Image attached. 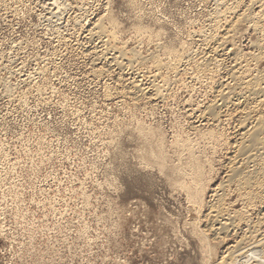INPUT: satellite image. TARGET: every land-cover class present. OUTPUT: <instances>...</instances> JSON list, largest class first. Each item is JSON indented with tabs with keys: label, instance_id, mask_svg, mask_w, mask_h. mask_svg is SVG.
<instances>
[{
	"label": "rangeland",
	"instance_id": "374dc122",
	"mask_svg": "<svg viewBox=\"0 0 264 264\" xmlns=\"http://www.w3.org/2000/svg\"><path fill=\"white\" fill-rule=\"evenodd\" d=\"M241 2L138 0L132 5L130 0H0V264H95L94 256L100 264H109L94 245H107L113 227L121 221L128 224L124 209L136 203L151 213L150 217L141 215L137 223L143 222L146 229L151 225L163 243L155 251L151 246L138 249L126 260L114 255L111 264L122 260L123 264L264 263L260 246H264V200L249 205L244 192H238V181H231V169L238 161L236 147L243 131L251 127L242 126L240 91L234 90L220 119L202 118L217 92L230 83L236 63L246 65L245 82L264 77V27L257 29L251 20L238 23L247 9ZM254 13L257 16L259 10ZM105 18V28L117 36L114 42L107 36L92 38L94 26ZM139 27L144 35L138 33ZM225 37L228 45L219 56L213 55L216 63L198 70L209 52L218 48L215 40ZM108 38L113 49L125 51L121 66L97 59L99 49L109 45ZM167 49L185 57L178 73L168 68L173 58ZM155 62L164 65L162 70L154 67ZM135 84L142 85L136 89L145 93L151 90L142 94ZM158 84L165 92L157 96L153 86ZM53 113L60 121L59 129L48 119ZM66 129L74 134L62 135ZM207 131L217 133V140L201 138ZM179 141L194 143V153L178 147ZM159 150L165 154L167 167L149 159L151 152ZM117 153L125 155L123 170L104 163ZM192 156L206 164L204 170L211 179L205 202L197 210L200 235L191 222L195 207L174 182L180 179L174 168L188 172ZM129 157L135 178L127 171ZM181 179L185 186L191 183L187 176ZM223 188L227 190L221 192ZM220 197L229 216L248 214L246 221L228 232L219 223L210 225L209 205ZM253 246L258 253L259 248L263 250L259 253L262 262L253 255ZM120 247L123 250L127 245Z\"/></svg>",
	"mask_w": 264,
	"mask_h": 264
},
{
	"label": "bare ground",
	"instance_id": "6f19581e",
	"mask_svg": "<svg viewBox=\"0 0 264 264\" xmlns=\"http://www.w3.org/2000/svg\"><path fill=\"white\" fill-rule=\"evenodd\" d=\"M50 1V0H49ZM54 1V0H53ZM60 1V0H59ZM131 1V4L132 5H134V3H136V1H138V0H130ZM242 2V4L244 5L245 4V7H247V9L245 10V11H243V13L241 14V15H239V17H238V19H237V21H238V23L239 22H244V20H248V21H250L251 20V22L252 23H254V25H256V26H254V27H256L257 29H262V27H264V26H262V22H264V0H241ZM240 2V1H239ZM56 3V2H55ZM55 3H54V6H55ZM62 3V2H61ZM240 3V4H241ZM53 4V3H52ZM51 4V5H52ZM57 4H58V2H57ZM233 4H234V2H233ZM50 5V4H49ZM53 6V7H54ZM233 6V5H232ZM237 6V5H236ZM235 6V7H236ZM234 7V8H235ZM64 8V7H63ZM227 8V7H226ZM232 8V7H231ZM230 8V9H231ZM243 8V7H242ZM58 9V8H57ZM230 9H228V10H230ZM238 10V9H237ZM256 10H259V13H258V15L256 16L255 15V11ZM58 11H60V8H59V10ZM226 11V10H225ZM242 11V10H241ZM233 12V11H232ZM58 13V12H57ZM223 13H225V12H223ZM222 13V14H223ZM229 13V12H228ZM231 13V12H230ZM234 13H237V12H235L234 11ZM218 14H220V13H218ZM224 15H227L226 13L224 14ZM223 15V17H225ZM236 15V14H235ZM256 16V17H253V16ZM221 16V15H220ZM112 17V16H111ZM217 17H219V16H217ZM223 17H219L220 19L221 18H223ZM216 18V17H215ZM218 18V19H219ZM228 18V17H227ZM114 19V18H113ZM112 19V20H113ZM110 20V19H109ZM215 20V19H214ZM236 20V19H235ZM106 21V18L104 19V21L101 19L99 22H98V24L96 25V26H94L96 29L94 30V31H92V38L95 36V37H99V38H101V37H104V36H107V37H110L112 40H113V42L115 41V40H118V39H116V37H115V35L112 33L111 34V32L110 31H108L109 29H107V27L105 28V24H104V22ZM217 21V20H216ZM224 21H225V19H224ZM223 21V22H224ZM236 21V22H237ZM219 22V21H218ZM246 22V21H245ZM251 22H249V23H251ZM261 22V23H260ZM215 23H217V22H215ZM232 23V22H231ZM235 23V22H234ZM112 24L116 27L117 25L115 24V22L114 21H112ZM221 24V23H220ZM237 24V23H236ZM94 25V24H93ZM112 25V26H113ZM218 25V24H217ZM227 25H230V23H227ZM226 25V26H227ZM238 25V24H237ZM237 25H236V27H237ZM218 27V26H217ZM217 27L215 28V29H217ZM220 27V26H219ZM231 27V26H230ZM114 28V27H113ZM232 28V27H231ZM234 28V27H233ZM118 29V28H117ZM114 30H115V28H114ZM227 31V30H226ZM231 31V30H230ZM114 32V31H113ZM145 32V30L143 29V28H141V27H139V29H138V33H140L141 35L143 34ZM148 32V31H147ZM228 32V31H227ZM262 32H264V29H263V31ZM115 33V32H114ZM230 33H232V32H230ZM229 33V34H230ZM145 34V33H144ZM143 34V35H144ZM215 34V33H214ZM234 34V33H233ZM90 35V34H89ZM218 37H219V35H217ZM229 36H232V35H229ZM215 37H216V35H215ZM214 37V38H215ZM264 37V36H263ZM98 38V39H99ZM208 38H211L212 39V37H208ZM207 38V39H208ZM217 38V37H216ZM215 38V39H216ZM224 38V37H223ZM226 38V37H225ZM230 38V37H229ZM109 39V38H108ZM214 39V40H215ZM221 39V38H220ZM94 40V39H93ZM96 40V39H95ZM102 41H103V39H101ZM111 40V41H112ZM213 40V39H212ZM227 38L226 39H223V40H220V42H219V40H215L216 41V44H218V48L217 47H213L214 49H213V51L210 53L209 52V57H208V59H207V61H206V59H205V65H203L202 63L203 62H201V65L199 66V69L198 70H206L207 68H209L210 66L209 65H211V64H209V63H212V62H214V60H213V55H215V56H219L218 54L219 53H221V52H224V50L222 49V47L224 48L225 47V45H228V44H226L227 43ZM107 41V40H106ZM229 41V40H228ZM98 42V41H97ZM110 42V39L108 40V43ZM210 42V41H209ZM229 43V42H228ZM110 44L111 43H109V45L108 44H106L104 47H102V48H100L99 49V51L97 52V56H98V58L97 59H100V60H103V61H109V62H114V63H119V65H120V62H122L121 60L123 59V56H124V52L125 51H123V50H121V48H120V50H116V49H113L111 46H110ZM117 44V43H116ZM120 44V43H119ZM97 45H99V43L97 44ZM230 45V44H229ZM263 45V44H262ZM261 45V46H262ZM260 46V45H259ZM124 47V46H123ZM227 47V46H226ZM94 48H95V46H94ZM262 49H263V55H264V48L263 47H261ZM119 49V48H118ZM125 49H126V47H125ZM222 49V50H221ZM232 49V48H231ZM231 49H230V51H231ZM260 49V48H259ZM95 50V49H94ZM209 50V49H208ZM91 51L92 50H90V54H91ZM167 51H168V54H169V56H171L172 58H173V62H171V63H169L168 64V68L170 69V70H172V71H178V69H179V67L183 64V62H184V60H185V57L183 56L182 57V55L181 56H179V54H177V53H175L172 49H167ZM211 51V50H210ZM94 53V52H93ZM167 53V52H166ZM229 53V52H228ZM231 53V52H230ZM230 53H229V55H230ZM126 54V53H125ZM235 54V52L233 53V55ZM137 55V54H136ZM184 55V54H183ZM128 55H126V57H127ZM226 56V55H225ZM237 56H238V53H237ZM122 57V58H121ZM129 57V56H128ZM155 57H157V56H154V58ZM186 57H188V55L186 56ZM223 57V56H222ZM229 57V56H228ZM227 58V57H226ZM236 58V57H235ZM126 59V58H125ZM237 59V58H236ZM235 59V60H236ZM239 57H238V60L237 61H239ZM243 59V58H242ZM255 59V58H254ZM259 59V58H258ZM258 59H256V60H258ZM130 60V59H129ZM134 60V59H133ZM132 60V61H133ZM140 60H141V58H140ZM188 60V59H187ZM241 60V59H240ZM96 61V60H95ZM124 61V60H123ZM127 61V60H126ZM131 61V62H132ZM135 61H136V59H135ZM156 61V60H155ZM190 61V60H189ZM192 61V60H191ZM236 61V62H237ZM244 61V60H243ZM242 61V62H243ZM128 63H130V65L131 64H133V63H131L130 61H127ZM158 62V61H157ZM157 62H155L156 64H154V65H156V66H154L155 68H157L159 71L160 70H162V63H157ZM123 63V62H122ZM140 63V62H139ZM187 63V62H186ZM197 63V62H196ZM195 63V64H196ZM214 63H216V62H214ZM214 63H212V64H214ZM136 64H137V62H136ZM144 64V63H143ZM142 64V65H143ZM162 64V65H161ZM194 64V63H193ZM200 64V63H199ZM207 64H209L208 66H207ZM217 64H218V62H217ZM99 65V64H98ZM105 65H107V64H105ZM112 65V64H111ZM123 65L124 64H122V67H123ZM133 65H135V64H133ZM140 65V64H139ZM138 65V66H139ZM221 65V64H220ZM113 66V65H112ZM111 66V67H112ZM121 66V65H120ZM119 66V67H120ZM125 67H126V65H124ZM164 66V65H163ZM166 66V65H165ZM194 66V65H193ZM193 66H190V67H193ZM213 67H215L214 65H212ZM244 66H246V65H244ZM244 66H242V64H239V63H236V66H234V68L232 69V72H231V76H230V83H226V85H223V90H220V91H218L217 93V95L215 96V101L213 102V104L210 106V108H209V106H208V108H206L207 110L203 113V115H202V118H204V119H208V118H211L213 121H217L216 119H220V117H222V116H220L219 117V114L221 113V110H222V108L224 107V105H226V104H228V103H230L231 104V97L233 98V92H237V90H239L240 91V93L238 94V96H239V98H238V100L237 101H239L240 103L238 104L239 106H241V107H239V108H243V110H242V112H243V114H244V120H243V124H242V126L244 125L245 126V124H247L248 123V125L250 124V128L249 129H245V127H244V134L242 135V140L240 141L241 143L238 145V147H236V148H238V156L236 157L237 158V160L238 161H236V163H234V165L235 166H233L232 168L233 169H231L232 170V180L231 181H234V180H237L238 181V192H239V190L241 191V193H240V195L241 194H243L242 192H244V194L246 195H244V198L243 199H247V202H248V204L249 205H253L252 203L254 202V201H257V200H264L263 199V194L262 193H264V113H262V115H260L261 117H257L256 115L258 114V112H264V77H262V79H259V80H254V81H246L245 82V79H244V70H243V68H244ZM110 67V66H109ZM118 67V68H119ZM122 67H120V68H122ZM221 67V66H220ZM135 69L137 68V67H134ZM165 68V67H164ZM197 68H198V66H197ZM211 68V67H210ZM209 68V69H210ZM219 68V67H218ZM217 68V69H218ZM123 69V68H122ZM122 69H120V70H122ZM125 69V68H124ZM130 69H132V67L130 68ZM166 69V68H165ZM215 69V68H214ZM104 70V69H103ZM119 70V69H118ZM133 70V69H132ZM137 70H140V69H137ZM154 70V69H153ZM164 70V69H163ZM192 70H194V69H192ZM208 70V69H207ZM123 71H126V70H123ZM122 71V72H123ZM130 71V70H129ZM134 71V70H133ZM132 71V72H133ZM156 71V70H155ZM165 71V70H164ZM182 71V70H181ZM195 72H196V70H194ZM220 71V70H219ZM95 72V71H94ZM101 72V71H100ZM139 72V71H138ZM148 72V71H147ZM152 72V71H151ZM151 72H149V73H151ZM166 72V71H165ZM168 72V71H167ZM185 72V71H184ZM200 72V71H199ZM199 72H196L197 74L199 73ZM214 72V71H213ZM136 73V72H135ZM143 74H144V72H142ZM156 73V72H155ZM159 73H161V72H159ZM176 73H178V72H176ZM175 73V74H176ZM201 73H203V72H201ZM207 73H208V71H207ZM220 73V72H219ZM97 74H98V71H97ZM100 74V73H99ZM163 74H164V72H163ZM166 74V73H165ZM167 74H170V73H167ZM172 74V73H171ZM180 74V73H179ZM203 74H206V72L205 73H203ZM246 74V73H245ZM95 75V74H94ZM151 75V74H150ZM156 75V74H155ZM161 75V74H160ZM196 75V74H195ZM207 75V74H206ZM208 75H209V73H208ZM211 75V74H210ZM95 76H97L98 77V75H95ZM99 76H101V75H99ZM159 76V75H158ZM169 76V75H168ZM176 76V75H175ZM178 76V75H177ZM200 76V75H199ZM201 76H202V74H201ZM96 77V78H97ZM102 77H103V75H102ZM154 77V76H153ZM159 77H161V76H159ZM170 77V76H169ZM209 77V76H208ZM214 77V76H213ZM145 78H147V77H145ZM155 78V77H154ZM158 78V77H157ZM211 78V77H210ZM247 78V77H246ZM99 79V78H98ZM139 80V78H136V80ZM148 79V78H147ZM150 80H151V77L149 78ZM148 79V80H149ZM156 79V78H155ZM166 79V78H165ZM165 79H163V80H165ZM197 79V78H196ZM208 79V78H207ZM100 80V79H99ZM145 80V79H144ZM149 80V81H150ZM153 80V79H152ZM213 80V79H212ZM212 80H211V82H212ZM161 81V80H160ZM160 81H158V82H160ZM166 81L168 82V80L166 79ZM165 81V82H166ZM208 81V80H207ZM142 82V81H141ZM152 82V81H151ZM154 82H155V80H154ZM153 82V83H154ZM156 82H157V80H156ZM155 82V83H156ZM164 82V83H165ZM166 82V83H167ZM209 82H210V80H209ZM135 83V82H134ZM133 84V83H132ZM131 84V85H132ZM142 84V83H141ZM143 84H145V83H143ZM149 84V83H148ZM163 84V83H162ZM146 85V84H145ZM153 85H155V84H153ZM157 85V84H156ZM167 85V84H166ZM141 87L140 85H134V88L136 89V88H139V87ZM148 86V85H147ZM159 84H158V87L157 86H153V88L155 89V91H156V93H158L157 94V96L159 95V92L160 91H162V90H160L161 89V87L159 88ZM162 86V85H161ZM164 86V85H163ZM150 87V86H149ZM130 88V87H129ZM151 88V87H150ZM133 89V88H132ZM134 89V90H135ZM164 89H166V87L164 88ZM136 90H139L141 93L142 92H144L145 93V91H144V89L143 90H140V89H136ZM145 90H147V89H145ZM151 89H149V91H150ZM235 90V91H234ZM148 91V92H149ZM154 91V90H153ZM164 91V90H163ZM162 91V92H163ZM147 92V91H146ZM147 92V93H148ZM165 92V91H164ZM125 93V92H124ZM135 93V92H134ZM147 93H145V94H147ZM155 93V92H154ZM132 94H133V92H132ZM131 94V95H132ZM143 94V93H142ZM152 94H153V92H152ZM119 95V94H118ZM122 95H123V93H122ZM125 95V94H124ZM123 95V96H124ZM127 95V94H126ZM160 95H161V93H160ZM232 95V96H231ZM120 96V95H119ZM147 96V95H146ZM155 96V95H154ZM156 96V98H154L155 100L158 98ZM117 97V96H116ZM134 98H135V96H133ZM140 97V96H139ZM142 97V96H141ZM160 97H163V95L162 96H160ZM159 97V98H160ZM138 98V97H137ZM139 99V98H138ZM233 100V99H232ZM235 103V102H234ZM247 103L249 104V103H253L254 105H251V106H247ZM232 105H233V103H232ZM235 106V105H234ZM236 106H237V103H236ZM226 107H228L227 105H226ZM238 107V106H237ZM241 112V111H240ZM224 114V113H223ZM259 115V114H258ZM254 117V118H253ZM252 118H253V120L254 121H252ZM243 127H242V130H243ZM150 132V131H149ZM201 136V138H204V140L206 139V140H208V141H214V140H217V133H214V131L212 132V131H207V132H203V134H201L200 135ZM219 136H220V134H219ZM205 140V141H206ZM216 142V141H215ZM219 143V142H218ZM194 144V143H193ZM193 144H192V142H187V141H185V143L184 142H177V146L178 147H180V148H182V149H184V151L186 150H188L190 153H194V146H193ZM199 146V145H198ZM150 148V147H149ZM148 148V149H149ZM165 150V149H164ZM154 151H156V150H154ZM185 151V152H186ZM188 152V153H189ZM166 153V152H165ZM217 153V152H216ZM190 155V154H189ZM191 155H193V154H191ZM195 155V154H194ZM189 157V156H188ZM167 158V157H166ZM199 158V157H198ZM149 159H154L155 160V162H157V163H159L160 165H161V167H167L166 165H164V163H166L165 161H167V159H165V154H164V152L163 151H160L159 150V152L156 154L155 152H151L150 154H149ZM153 160V161H154ZM187 160V159H186ZM188 161V160H187ZM203 163V162H202ZM202 163H200L199 162V160L198 159H196L194 156H192V159L190 160V162H189V166H187V168L189 169H186V170H188V172L187 171H185V170H183V169H181V168H177V169H175L174 168V174L176 175V177L177 178H185L186 176L190 179V181H191V183L189 184V185H187V186H185V183H183V182H181V181H179L178 179H176L174 182H175V184H177L178 186H179V188L180 189H183L185 192H187L186 194H188V196H189V198L191 199V201H192V204L194 205V209H195V213L193 214V216H192V219H191V222L193 223V228H196V233L197 234H199V230H198V228H197V222L199 221V219L197 220V210L204 204V200H205V194H206V192L208 191L207 189H208V183L209 182H211V179H210V181L208 180V177H209V174L207 173V171H205L204 170V167H205V165L203 166V164ZM202 164V165H201ZM182 166V165H181ZM180 166V167H181ZM210 166H212V165H210ZM169 167V166H168ZM178 167H179V165H178ZM213 167V166H212ZM206 168V167H205ZM250 168H254L253 170H249ZM163 169V168H162ZM165 169V168H164ZM172 169V168H171ZM169 170V169H168ZM210 170V169H209ZM166 171V170H165ZM167 172V171H166ZM171 172H172V170H171ZM206 172V173H205ZM169 173V172H168ZM213 173V172H212ZM230 173V172H229ZM171 174V173H170ZM173 174V173H172ZM208 174V175H207ZM212 175V174H211ZM174 176V175H173ZM230 178V177H229ZM236 178V179H235ZM234 179V180H233ZM181 180H183V179H181ZM226 183V182H225ZM233 183V182H232ZM220 186V185H219ZM222 187H223V185H221ZM210 187V186H209ZM222 187H220V188H222ZM224 187L226 188V184L224 185ZM219 188V189H220ZM222 190H227V189H221L220 191L222 192ZM212 191V190H211ZM218 191V190H217ZM216 193H218V192H216ZM224 193V192H223ZM221 194L222 196H224V194ZM220 194V193H219ZM218 195V194H217ZM218 196H216L215 195V197H213L214 199L215 198H217ZM221 198V197H220ZM223 198L224 197H222L221 199H218V201H217V203H215V204H213V205H209V206H211L210 207V214H209V218H210V225H211V227L213 228V226H214V224L215 223H219V225L222 227V229H223V231L224 230H227V232L229 231V230H231V228H233V227H235L236 225L235 224H238V223H240V225L242 224L241 222H244V221H246L245 219H246V215H248V214H246L245 215V213L242 211V212H235V214L233 215V216H229V214L227 213L228 211L226 210L225 211V208L224 207H222L221 205H220V203H221V201H223ZM213 199V200H214ZM242 199V200H243ZM225 201V200H224ZM245 201V200H244ZM243 201V202H244ZM246 202V203H247ZM210 203V202H209ZM248 204H246V206L248 205ZM243 206H245V205H243ZM224 208V210L222 209V208ZM247 207H249V206H247ZM246 207V208H247ZM251 207V206H250ZM193 208V207H192ZM245 209V208H244ZM243 209V210H244ZM194 211V210H193ZM248 211H249V209H248ZM248 213V212H247ZM229 216V218L231 217V219L229 220V219H227L226 217H228ZM209 222V221H208ZM224 222H226V223H224ZM253 222V221H252ZM249 223V222H248ZM247 223V224H248ZM251 223V222H250ZM199 224V223H198ZM245 224V223H244ZM252 224V223H251ZM249 225V224H248ZM259 225V224H258ZM258 225H256V226H258ZM247 226V225H246ZM255 226V225H254ZM241 227V226H240ZM243 227V226H242ZM245 228V227H244ZM253 229L254 227H250V229ZM209 229H210V227H209ZM221 229V228H220ZM249 228H248V231H251ZM255 229V228H254ZM256 229H257V227H256ZM214 230V229H213ZM219 230V229H218ZM240 230V229H239ZM212 231V230H211ZM254 231V230H253ZM202 232V231H201ZM233 232V231H232ZM212 233V232H211ZM230 234V233H229ZM200 235V234H199ZM258 235V234H257ZM204 236V235H203ZM201 237V238H199V239H201L202 240V242L204 243V242H206V237ZM225 236V235H224ZM228 236V235H227ZM247 236H248V234H247ZM218 237H220L219 235H218ZM226 237V236H225ZM257 237V236H256ZM258 237H260V236H258ZM264 237V236H263ZM224 238V237H223ZM248 239H249V237H247ZM225 239H227V237L225 238ZM253 239H255V238H253ZM264 239V238H263ZM244 240H245V238H244ZM243 241V240H242ZM246 241H247V239H246ZM245 242V241H244ZM249 242V241H248ZM259 242V241H258ZM246 243V242H245ZM261 243V242H260ZM247 244V243H246ZM245 244V245H246ZM249 244V243H248ZM259 244V243H258ZM257 244V245H258ZM263 244H264V240H263ZM242 245H244V244H242ZM251 246V245H250ZM261 247H264L262 244L260 245ZM237 247V246H236ZM254 247V246H253ZM258 247H259V245H258ZM243 248H244V246H243ZM257 248V247H256ZM245 249H248V248H245ZM254 249H255V247H254ZM258 249V248H257ZM260 250H259V253L260 252H262L263 250H264V248H263V250L261 249V248H259ZM244 250V249H243ZM262 250V251H261ZM234 251V248H232V249H230V252L232 253ZM235 251H236V248H235ZM240 251V250H239ZM247 251V250H246ZM254 251V250H253ZM255 253L253 254L254 256H256V257H258V260H260L261 262H262V258H261V256H259V253L257 252V250L255 249ZM228 252V251H227ZM229 252V253H230ZM231 253H230V255H231ZM233 255H235L234 254V252H233ZM237 255V254H236ZM248 255V254H247ZM249 255H251V254H249ZM264 255V254H263ZM229 256V255H228ZM244 257V256H243ZM227 258H229V257H227ZM231 258V257H230ZM237 258H239V256L237 257ZM254 258V257H253ZM264 258V257H263ZM233 259V258H232ZM242 260H244V259H242ZM248 260H250V259H248ZM255 260H256V258H255ZM228 261V260H227ZM236 261H237V259H236ZM232 262V261H231ZM247 262V261H246ZM245 262V263H246ZM252 262V261H251ZM251 262H250V264H251ZM259 262V261H258ZM241 263V262H240ZM243 263V262H242ZM230 264H232V263H230ZM236 264H239L238 262H236ZM253 264V263H252ZM255 264V263H254ZM264 264V263H263Z\"/></svg>",
	"mask_w": 264,
	"mask_h": 264
},
{
	"label": "snow or ice",
	"instance_id": "6c2138e0",
	"mask_svg": "<svg viewBox=\"0 0 264 264\" xmlns=\"http://www.w3.org/2000/svg\"><path fill=\"white\" fill-rule=\"evenodd\" d=\"M48 119L54 121L57 128L59 129L60 121L56 117L55 113H53V115ZM61 134H67L69 137H71L74 133L71 129H66ZM125 162V155L122 153H117L115 158L107 157L104 161L105 164H110L114 168H119L121 170L124 169ZM127 163L128 174L135 178V171L131 167L130 157L128 158ZM116 189L119 190L118 185L116 186ZM141 190H143V188H141ZM122 215L128 218V224H124L123 221H121L119 224L114 226L108 235L109 243L107 245H104L103 242L94 245L100 257L107 256L109 264H111L114 255L118 254L123 257L124 260H126L132 252H135L138 249H147L149 246H151L153 251H155L157 244L163 243L161 237L157 235L155 229L152 228L151 225H149V228L146 229L143 222L137 223L141 215L146 217L151 216V213L146 209H142L139 203L124 209ZM146 231L149 232L148 236L144 235ZM154 236L156 238L155 242H153ZM142 241L143 243H141ZM124 244H126L127 247L121 250L120 246ZM94 262L95 264H100V261L96 259L95 256ZM89 264H93V261H90ZM121 264H123V260L121 261ZM154 264H161V262L155 261ZM165 264H175V262L165 261Z\"/></svg>",
	"mask_w": 264,
	"mask_h": 264
}]
</instances>
